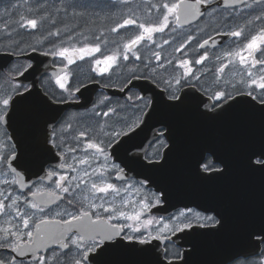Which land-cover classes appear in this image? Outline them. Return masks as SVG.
<instances>
[{"label":"snow or ice","instance_id":"snow-or-ice-1","mask_svg":"<svg viewBox=\"0 0 264 264\" xmlns=\"http://www.w3.org/2000/svg\"><path fill=\"white\" fill-rule=\"evenodd\" d=\"M90 9L116 11L97 13L107 23L93 31ZM0 58V264H116L117 252L193 264L198 240L226 229L212 204L153 209L171 201L161 177L176 114L264 117V0H11ZM84 65L122 95L70 112L60 106L80 104ZM243 163L264 174V142ZM189 164L201 179L228 171L212 147ZM219 264H264V217Z\"/></svg>","mask_w":264,"mask_h":264},{"label":"water","instance_id":"water-1","mask_svg":"<svg viewBox=\"0 0 264 264\" xmlns=\"http://www.w3.org/2000/svg\"><path fill=\"white\" fill-rule=\"evenodd\" d=\"M6 63V58H0ZM47 68L48 73L57 71ZM98 84L89 83L83 89L79 105H61V108L86 107L93 101ZM178 149L162 181L169 186L171 201L157 209L174 210L187 203L212 204L226 216V229L215 236L203 237L197 243L193 264H219L226 252L241 240L244 223L264 217V174L250 172L243 163L246 150L264 142V117L239 111L218 119L201 116L190 106L174 117ZM212 147L228 164V171L219 178L201 179L191 170L189 160L199 148ZM32 179V178H31Z\"/></svg>","mask_w":264,"mask_h":264},{"label":"flooded vegetation","instance_id":"flooded-vegetation-1","mask_svg":"<svg viewBox=\"0 0 264 264\" xmlns=\"http://www.w3.org/2000/svg\"><path fill=\"white\" fill-rule=\"evenodd\" d=\"M11 2V0H0V9L4 8L7 6V4H9ZM116 11L115 9H104L103 11L101 9H90L89 13H90V17L86 18L87 19V23L85 25L86 30L88 28H91L93 31L103 28L105 23H107L106 21H102L99 17H103L105 14H110L111 12ZM97 13H99V17L97 16ZM83 22H79V24H85V19ZM94 21V23H93ZM114 37H110V39H112ZM59 66V65H57ZM74 67V66H73ZM49 74H51L49 72ZM89 72H88V66L84 65L83 69L80 70V79L83 80L85 83L89 84L92 83L89 79ZM97 79H101L100 77H97ZM93 84V83H92ZM101 93H106L109 95H113V96H121L122 94L119 92H116L114 89H104L103 87H101L100 85L97 86V88L95 89L94 92V97L93 100L97 99L98 96ZM91 105L89 104L87 107H90ZM68 110L70 112H81L83 113L85 110V107H70L68 108ZM59 162V161H57ZM35 177H32V180H34ZM170 191H173L172 189H174V183L173 181H171L169 183L168 186ZM183 206L179 207L182 208ZM190 207H194V206H190ZM177 210H163L162 212H157V209H153V212L158 215V216H164L167 217L170 214L175 213ZM200 240V239H199ZM198 240V241H199ZM111 261L116 262V264H147V257L146 256H140V255H136L133 253H123V252H117L114 253L112 257L109 258Z\"/></svg>","mask_w":264,"mask_h":264},{"label":"trees","instance_id":"trees-1","mask_svg":"<svg viewBox=\"0 0 264 264\" xmlns=\"http://www.w3.org/2000/svg\"><path fill=\"white\" fill-rule=\"evenodd\" d=\"M84 20H82V19H79V20H76V21H73L72 23H79V22H83Z\"/></svg>","mask_w":264,"mask_h":264},{"label":"bare ground","instance_id":"bare-ground-1","mask_svg":"<svg viewBox=\"0 0 264 264\" xmlns=\"http://www.w3.org/2000/svg\"><path fill=\"white\" fill-rule=\"evenodd\" d=\"M8 5V4H7Z\"/></svg>","mask_w":264,"mask_h":264}]
</instances>
